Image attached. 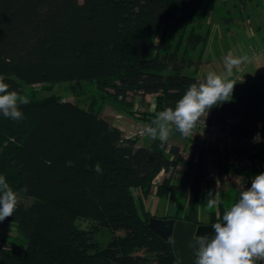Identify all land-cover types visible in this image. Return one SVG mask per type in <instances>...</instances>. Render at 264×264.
Segmentation results:
<instances>
[{
  "label": "trees",
  "instance_id": "obj_1",
  "mask_svg": "<svg viewBox=\"0 0 264 264\" xmlns=\"http://www.w3.org/2000/svg\"><path fill=\"white\" fill-rule=\"evenodd\" d=\"M211 1L0 0V76L30 101L21 106L20 121L0 114V175L22 199L5 219L13 233L0 232V264H182L172 244L148 227L150 219L205 224L199 205L207 184L239 177L247 190L264 173V144H249L257 135L264 139V92L258 87L240 82L228 102L211 109L208 116L234 142L221 151L195 141L178 183L184 160L171 134L164 144L150 138L144 145L102 117L113 102L126 116L152 125L193 83H203L183 71L194 66L191 52L206 37L192 31L193 46L180 57L182 38L161 55L155 36L193 24ZM82 82L96 85L102 101L93 97L84 108L57 95L35 99L36 85L50 91L69 83L76 93L73 84ZM148 96L155 97L154 111L143 108ZM211 168L217 180L210 178ZM162 172L170 175L157 182ZM153 191L166 203L176 192L172 215L157 217L148 209ZM225 205L220 200L219 215L211 212L208 224L223 222L230 209ZM80 220L91 224L84 228ZM103 230L105 242L98 239Z\"/></svg>",
  "mask_w": 264,
  "mask_h": 264
},
{
  "label": "rangeland",
  "instance_id": "obj_2",
  "mask_svg": "<svg viewBox=\"0 0 264 264\" xmlns=\"http://www.w3.org/2000/svg\"><path fill=\"white\" fill-rule=\"evenodd\" d=\"M255 2L262 3L261 10L257 9ZM253 3L254 6L250 4L249 0H212L209 3L203 4L198 9L196 21L193 24L187 27H169L167 30L162 29V32H159L155 36V43L163 44L161 55H165L168 52H173L178 45L179 39L182 38L180 45V57H182L185 50L193 46L190 36L192 31H195L196 34H201L206 37V42L200 43L196 49L191 52V57L195 64L193 67L183 71L184 76L195 77L199 81L204 82L210 71L222 74L225 71V57L231 53L235 57H247V61L243 63L239 69L233 70L231 79L236 83L235 88L237 85H240V81L242 84V81L249 80L251 83L260 87V90L264 92V29L255 31L256 24L258 25V23L261 22V15L259 13L264 15V0H253ZM253 47L259 49L257 55L253 53ZM249 77L251 78L249 79ZM68 84L69 83L58 84L50 91L44 90L43 85H36L33 87L37 94L35 99L40 100L52 95H57L64 97L66 101L74 103L79 102L82 107H87L93 97L102 101L101 96L104 94L101 93L93 83H74L73 85L77 86V89H74L76 93L69 90ZM24 90L29 93L26 85L24 86ZM104 97L106 98V96ZM147 104H150V106ZM143 108L154 111L155 97L148 96ZM104 109L107 113L115 114L114 121H119L122 115L125 114L123 110L118 111L116 104L113 102H107ZM218 132L219 141L223 143L222 140L226 139V135L220 128ZM189 135L191 139L187 140L183 135L176 133L174 129L171 133V143L179 145L184 160V163L177 171L176 183L180 182L183 172L186 170V163L190 159V155H192L196 145L194 143L195 139L197 142L199 141L198 137H200V135L198 137H194L192 134ZM204 136L205 141L210 140L213 136V131L205 132ZM150 138L152 137L149 136L148 139L140 140V143L144 145L148 144ZM204 142H202V144ZM197 144L199 145V142ZM211 172L212 175H217L215 169L211 168ZM169 175L170 173L162 172L157 182L161 181L163 176L169 177ZM210 178L217 180V176H215V178ZM241 182V178L239 177L227 176L224 181H219L218 179V186L213 184H207L205 186L202 201L199 205L200 217L205 224H208L211 212H217L219 215V204L212 209L207 207L206 202L208 194L211 192L213 195H218L219 201L222 200L223 203L225 202V206H230L235 202V191L239 189ZM154 191L146 203L148 209L157 217H163L167 213L172 215L179 204L176 192L171 195L169 203H166L165 200L158 198ZM220 192L227 194L224 199L223 196L221 197ZM134 195L139 198L141 193L135 190ZM18 200L21 201L22 199L20 200L18 198ZM78 224L86 228L89 227L91 222L80 220ZM0 232L2 234H12L13 229L6 226L4 220L0 222ZM98 239L105 242L108 239L107 232L103 230Z\"/></svg>",
  "mask_w": 264,
  "mask_h": 264
},
{
  "label": "clouds",
  "instance_id": "obj_3",
  "mask_svg": "<svg viewBox=\"0 0 264 264\" xmlns=\"http://www.w3.org/2000/svg\"><path fill=\"white\" fill-rule=\"evenodd\" d=\"M246 61L247 57H235L229 53L222 74L210 71L203 83H193L175 109L166 108L157 113L152 122L154 126H147L144 132L159 139L161 144L169 140L173 126L183 135L191 134L212 108L232 97L236 86L231 79L233 70L239 69ZM9 89V84L0 76V114L20 121L24 118L20 108L30 101ZM95 171L102 172L99 164ZM18 197L19 193L9 186L4 175H0V222L13 216ZM219 202L218 195L208 194L206 205L209 209L215 208ZM222 221L212 225L215 230L212 238L198 237L189 242V248L194 249V264H258L264 261V173L255 176L251 187L239 194L238 202L225 212Z\"/></svg>",
  "mask_w": 264,
  "mask_h": 264
},
{
  "label": "water",
  "instance_id": "obj_4",
  "mask_svg": "<svg viewBox=\"0 0 264 264\" xmlns=\"http://www.w3.org/2000/svg\"><path fill=\"white\" fill-rule=\"evenodd\" d=\"M212 225L214 224H197L184 220H164L153 217L148 227L172 244L175 256L182 264H194V249L189 248V242L198 237L212 238L215 235ZM258 264H264V261Z\"/></svg>",
  "mask_w": 264,
  "mask_h": 264
},
{
  "label": "built area",
  "instance_id": "obj_5",
  "mask_svg": "<svg viewBox=\"0 0 264 264\" xmlns=\"http://www.w3.org/2000/svg\"><path fill=\"white\" fill-rule=\"evenodd\" d=\"M263 46H264V43H263ZM252 50H253L254 55H257L259 53L258 48L253 47ZM147 126H152V125L149 123H138V124H136V126L131 128L130 130L123 131L124 136H125V138L145 139L146 137H148V135L144 132V129ZM207 131H213V136L210 140L205 141L204 140L205 139L204 133ZM218 131H219V127H218V125H216L215 120L214 119L212 120L209 116L205 115V117H203L201 119V121L197 124V126L192 130L191 134L194 137H196V136L198 137L200 135V137H198L199 138L198 142L200 145L202 142L205 141L204 143H206V145H212V146L218 145L219 149L221 151H223L225 144L227 143V144L232 145L234 142V139L225 133L226 139L222 140V138H221V140L223 141V143H222L219 141V137H218L219 132ZM195 141H196V139H195ZM249 144L251 146H253V145L258 146V145L264 144V139H262L259 135H257L252 140L249 141ZM215 176H217V175L210 174V177L215 178ZM241 189L245 190L246 188H245V186H241Z\"/></svg>",
  "mask_w": 264,
  "mask_h": 264
},
{
  "label": "crops",
  "instance_id": "obj_6",
  "mask_svg": "<svg viewBox=\"0 0 264 264\" xmlns=\"http://www.w3.org/2000/svg\"><path fill=\"white\" fill-rule=\"evenodd\" d=\"M255 1V0H254ZM250 4L252 6H254V3H253V0H249ZM256 3V2H255ZM256 6H257V9L261 10L262 9V3L260 2H257L256 3ZM261 15V22L258 23V25L256 24V29L255 31H258V30H263L264 29V15L262 13H259ZM264 39V38H263ZM251 77H249L250 79ZM241 82V81H240ZM243 84H246V85H251V86H255V87H258L257 85L251 83L249 80H245V81H242ZM260 89V87H258ZM261 91V90H260ZM120 109H118L119 111ZM108 114V115H107ZM114 116L115 114L112 113H107L106 110L104 109L103 112H102V117L104 119H106L107 121H109L110 123H112L114 126H117L119 127L122 131H128L130 130L131 128H133L134 126H136V124H138V122L128 116H126L125 114L122 115L121 119L119 121H114ZM193 140V139H192ZM195 143V142H194ZM162 178V177H161ZM159 182V181H158ZM218 186V182L216 184ZM216 186V187H217ZM162 217V216H161Z\"/></svg>",
  "mask_w": 264,
  "mask_h": 264
}]
</instances>
